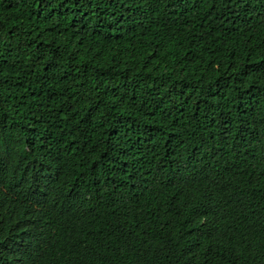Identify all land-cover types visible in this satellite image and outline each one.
Here are the masks:
<instances>
[{"label": "trees", "instance_id": "obj_1", "mask_svg": "<svg viewBox=\"0 0 264 264\" xmlns=\"http://www.w3.org/2000/svg\"><path fill=\"white\" fill-rule=\"evenodd\" d=\"M0 264H264V0H0Z\"/></svg>", "mask_w": 264, "mask_h": 264}]
</instances>
